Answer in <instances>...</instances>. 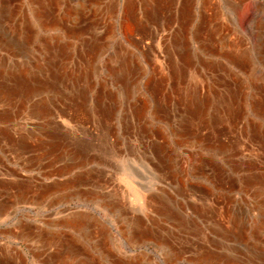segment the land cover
Instances as JSON below:
<instances>
[{"label": "rangeland", "instance_id": "374dc122", "mask_svg": "<svg viewBox=\"0 0 264 264\" xmlns=\"http://www.w3.org/2000/svg\"><path fill=\"white\" fill-rule=\"evenodd\" d=\"M128 1H0V264H55L67 245L74 256L60 264L86 255L112 264L98 248L113 264H196L184 254L170 261L159 247L167 229L191 249L204 246L201 234L182 230L176 209L167 211L168 200L185 220L198 218L211 241L218 233L207 251L230 264H264V193L244 181L264 178V0ZM127 23L136 31H124ZM182 68L186 79L175 73ZM64 72L78 83L70 95ZM198 103L207 124L187 112ZM147 190L155 210L144 207ZM109 199L119 205L113 213ZM88 218L104 223L115 245L108 240L105 250ZM127 230L137 231L138 246L121 245Z\"/></svg>", "mask_w": 264, "mask_h": 264}, {"label": "bare ground", "instance_id": "6f19581e", "mask_svg": "<svg viewBox=\"0 0 264 264\" xmlns=\"http://www.w3.org/2000/svg\"><path fill=\"white\" fill-rule=\"evenodd\" d=\"M1 1V0H0ZM44 1V0H43ZM47 1H52V0H47ZM56 1H58V0H56ZM65 1V0H64ZM128 1V0H127ZM161 1V0H160ZM164 1V0H163ZM174 1V0H173ZM54 2H55V0H54ZM66 2H67V0H66ZM66 2L64 3V5L66 4ZM129 2V1H128ZM128 2H126L127 4H128ZM182 2V1H181ZM186 2H187V0H186ZM2 3V2H1ZM0 3V4H1ZM45 3H46V1H45ZM45 3H44V5H45ZM48 3V2H47ZM57 3V2H56ZM80 3V2H79ZM133 3V2H132ZM146 3V2H145ZM189 3V2H188ZM192 3V2H191ZM191 3H189V4H191ZM49 4V3H48ZM82 4V3H81ZM142 5H144L143 3H141ZM163 4H164V2H163ZM182 4V3H181ZM189 4H187V5H189ZM2 5V4H1ZM184 5V4H183ZM186 5V6H187ZM229 5H230V3H229ZM48 5H46V7H47ZM52 6V5H51ZM50 6V7H51ZM82 6V5H81ZM137 6V5H136ZM163 6V5H162ZM170 6V5H169ZM191 6V5H190ZM232 6V5H231ZM230 6V7H231ZM54 7L56 8V5H54ZM189 7V6H188ZM48 8V7H47ZM54 8V9H55ZM58 8V7H57ZM60 8V7H59ZM67 8V7H66ZM124 8V7H123ZM132 8V7H131ZM135 8V7H134ZM133 8V9H134ZM190 8V7H189ZM6 9V8H5ZM31 9V8H30ZM45 9V8H44ZM49 9V8H48ZM78 9V8H77ZM76 9V10H77ZM136 9V8H135ZM1 10V9H0ZM79 10V9H78ZM78 10H77V12H78ZM81 10V9H80ZM79 10V11H80ZM146 10V9H145ZM233 10V9H232ZM55 12H56V9L54 10ZM125 11V10H124ZM126 11H128V10H126ZM131 12H132V9L130 10ZM142 11V10H141ZM190 11V10H189ZM188 10H187V12H189ZM41 12H43V11H41ZM49 12V11H48ZM66 12V11H65ZM135 12V11H134ZM147 12V11H146ZM186 12V11H185ZM186 12V13H187ZM50 13V12H49ZM48 13V14H49ZM126 13V12H125ZM182 13H184V12H182ZM9 14V13H8ZM11 14V13H10ZM110 14V13H109ZM126 14H129V11L126 13ZM132 14V13H131ZM2 15V14H1ZM50 15V14H49ZM53 15V14H52ZM54 15H56L55 13H54ZM78 16H79V14H77ZM133 15V14H132ZM137 15H139V14H137ZM154 15V14H153ZM187 15H188V13H187ZM40 16H42V15H40ZM128 16V15H127ZM156 16V15H155ZM183 16V15H182ZM44 17H45V15H44ZM54 17V16H53ZM52 17V18H53ZM134 17V16H133ZM138 17V16H137ZM137 17H135L136 19H137ZM190 17V16H189ZM1 18V17H0ZM51 18V17H50ZM56 18V17H55ZM126 18V17H125ZM139 19V18H138ZM148 19H150L149 17H148ZM40 20H41V18H40ZM53 20V19H52ZM135 20V19H134ZM147 20V19H146ZM92 21V20H91ZM129 21V20H128ZM148 21V20H147ZM16 22H18V21H16ZM130 22V21H129ZM137 22V21H136ZM136 22H134L133 24H136ZM141 22V21H140ZM188 22H189V19H188ZM50 23V22H49ZM55 23V22H54ZM151 23V22H150ZM45 24V23H44ZM57 24V23H56ZM125 24V23H124ZM50 25H52V23L50 24ZM61 25V24H60ZM59 25V26H60ZM139 25V24H138ZM226 25V24H225ZM58 26V25H57ZM90 26H95L94 24L93 25H90ZM90 26H88V27H90ZM123 26V25H122ZM133 26V25H132ZM131 25H128V23H127V26H123L124 27V31L125 30H127L126 32H128V31H130V33H132V31H133V29H134V26L132 27ZM188 26V25H187ZM61 27V26H60ZM137 27V26H136ZM91 28V27H90ZM90 28H88V29H90ZM142 28H143V26H142ZM228 26H227V30H228ZM17 29V28H16ZM70 29V28H69ZM92 29V28H91ZM94 30H95V28H93ZM138 29V28H137ZM218 29V28H217ZM3 30V29H2ZM79 30V29H78ZM93 30V31H94ZM135 30V29H134ZM142 30V29H141ZM186 30V29H185ZM184 30V31H185ZM220 30V29H219ZM218 30V31H219ZM230 30V29H229ZM4 31V30H3ZM136 31V30H135ZM135 31H134V33H135ZM209 31H212V30H209ZM208 31V32H209ZM232 31V30H231ZM235 31V30H234ZM5 32V31H4ZM28 32V31H27ZM68 32V31H67ZM91 32V31H90ZM89 32V33H90ZM182 32V31H181ZM70 33H71V31H70ZM79 33V32H78ZM138 33V32H137ZM109 34V33H108ZM125 34V33H124ZM234 34V33H233ZM97 35V34H96ZM126 35H129V33L128 34H126ZM131 35V34H130ZM240 35V34H239ZM106 36V35H105ZM141 36V35H140ZM186 37V36H185ZM212 38V37H211ZM17 39V38H16ZM28 39V38H27ZM93 39V38H92ZM239 39H240V37H239ZM31 40V39H30ZM44 40V39H43ZM98 40V39H97ZM222 40V39H221ZM92 41V40H91ZM93 42V41H92ZM91 42V43H92ZM95 42V41H94ZM93 42V43H94ZM210 42V41H209ZM214 42V41H213ZM45 43V42H44ZM50 44V43H49ZM141 44V43H140ZM211 44V43H210ZM239 44V43H238ZM24 45V44H23ZM27 45V44H26ZM61 45V44H60ZM88 45V44H87ZM91 45V44H90ZM189 45V44H188ZM208 45V44H207ZM214 45V44H213ZM95 46L97 47V45L95 44ZM212 46V45H211ZM216 46H217V44H216ZM241 46L242 45H240V47L238 46V48L240 49L241 48ZM46 47V46H45ZM184 47H186V46H184ZM213 47V46H212ZM237 47V46H236ZM58 49V48H57ZM234 49V48H233ZM219 50V49H218ZM246 50V49H245ZM39 51H41V50H39ZM48 51H50L51 52V50H49L48 49ZM53 51H55V49L53 50ZM57 51V50H56ZM55 51V55L54 56H58V52H56ZM225 51V50H224ZM63 52V51H62ZM188 52V51H187ZM246 52V51H245ZM44 53V52H43ZM91 53V52H90ZM94 53V52H93ZM98 53V52H97ZM97 53L95 52V54L97 55ZM52 54H54V52L52 53ZM88 55H90V54H88ZM181 55V54H180ZM189 55H191L190 53H189ZM221 55H222V53H221ZM228 55V54H227ZM223 56V55H222ZM93 58H95V56H92ZM179 57V56H178ZM188 57V56H187ZM255 57V56H254ZM262 57V56H261ZM89 58H91V57H89ZM122 58V57H121ZM184 58V57H183ZM190 58V57H189ZM243 58H244V60H243V62H239L241 65H243V66H245V67H247V72L249 73V74H251V73H253L252 71H254V68H253V64H252V60H250V56H243ZM252 58V57H251ZM258 58V57H257ZM28 59V58H27ZM46 59V58H45ZM49 60H50V58H48ZM52 59V58H51ZM54 59H56V58H54ZM187 59V58H186ZM260 59V58H259ZM263 59V58H262ZM93 60V59H92ZM192 60V59H191ZM241 60V59H240ZM94 61V60H93ZM242 61V60H241ZM261 61V60H260ZM51 62H53V61H51ZM186 62H187V60H186ZM213 62V61H212ZM49 63H50V61H49ZM49 63H47V61H46V64H44V66L46 65L47 66V68H46V72H47V70L48 69H50L49 67L51 66ZM121 63V62H120ZM182 62L180 61V64H181ZM38 64V63H37ZM88 64H89V61H88ZM189 64H190V62H189ZM188 64V65H189ZM200 64V63H199ZM217 64V63H216ZM258 64V63H257ZM36 65V64H35ZM182 65V64H181ZM187 65V66H188ZM194 65V64H193ZM255 66H256V64H255ZM180 67V66H179ZM178 67V68H179ZM186 67V66H185ZM193 67V66H192ZM213 67V66H212ZM197 68V67H196ZM185 69V68H184ZM199 69V68H198ZM197 69V70H198ZM207 69V68H206ZM205 69V70H206ZM246 69V68H245ZM51 70V69H50ZM49 70V71H50ZM175 70V69H174ZM208 70V69H207ZM72 71V70H71ZM116 71V70H115ZM111 72V71H110ZM197 72V71H196ZM219 72V71H218ZM45 73V72H44ZM70 73V72H69ZM175 73H179L180 74V76L181 77H183V78H185V76H186V74H189L190 73V70H187V69H185V70H183V68H182V71H179V72H175ZM47 74H48V72H47ZM63 74V75H62ZM61 74V77L60 78H62L61 79V81H65V80H68V82H69V84H68V89H67V91H66V93H68L69 95H70V91H69V87L72 89V86L75 88V87H78V83L76 82L75 83V81H73L74 79H72V78H74V77H72V74L71 75H67L68 73H66V72H64V73H62ZM111 74V73H110ZM113 74V73H112ZM111 74V75H112ZM117 74V73H116ZM199 75V74H198ZM197 75V76H198ZM208 75V74H207ZM49 76V75H48ZM113 76V75H112ZM117 76V75H116ZM201 76V75H200ZM57 77V76H56ZM72 77V78H71ZM180 77V78H181ZM114 78H117V77H115L114 76ZM216 78V77H215ZM120 79V78H119ZM124 79V78H123ZM186 79V78H185ZM201 79V78H200ZM25 80V79H24ZM121 80V79H120ZM125 80V79H124ZM203 80V79H202ZM237 80V79H236ZM26 81V80H25ZM187 81V80H186ZM238 81V80H237ZM23 82V81H22ZM39 82V81H38ZM66 82V81H65ZM120 82V81H119ZM127 82H129V78L127 79ZM184 82V81H183ZM40 83V82H39ZM182 83V82H181ZM230 83V82H229ZM21 84V83H20ZM28 84H30V83H28ZM80 84V83H79ZM192 84V83H191ZM195 84H196V82H195ZM204 84V83H203ZM125 85V84H124ZM199 85H201V84H199ZM223 85V84H222ZM26 86V85H25ZM30 86V85H29ZM191 86V85H190ZM19 87V86H18ZM193 87V86H192ZM21 88V87H20ZM73 88V89H74ZM84 88V87H83ZM86 88V87H85ZM88 88V87H87ZM196 88V87H195ZM201 88V87H200ZM253 88V87H252ZM126 89H128V87H125L124 86V90H126ZM240 89V88H239ZM239 89H238V91H239ZM22 90V89H21ZM31 90V89H30ZM33 90H34V88H33ZM259 90V89H258ZM23 92V91H22ZM82 92H83V90L81 91V89H80V93L79 94H82ZM193 92V94L195 93L194 92V90L193 89H191V87H188V89H187V93H188V95L187 96H189V97H191V93ZM19 93H21V92H19ZM186 93V94H187ZM206 93V92H205ZM185 94V95H186ZM196 94V93H195ZM258 94V93H257ZM200 95V94H199ZM203 95H205V94H203ZM214 95H216V93L214 94ZM197 96V95H196ZM206 96H208L207 94H206ZM199 97V96H198ZM236 97V96H235ZM218 98V97H217ZM224 98V97H223ZM254 99V98H253ZM262 105H264V92H262ZM190 100V99H189ZM205 100V99H204ZM194 101V100H193ZM205 102H206V100H205ZM207 102H208V100H207ZM204 103V102H203ZM193 104H194V102H193ZM228 104V103H227ZM241 104V103H240ZM199 105V106H198ZM207 106H208V103H207ZM226 107V106H225ZM263 107V106H262ZM191 109V110H190ZM204 105H202V104H200V103H198L197 105H189L188 106V108H187V112H189V111H192V112H190V113H193L192 115H196V116H198L199 117V121L200 122H202L203 124H205L206 122H208L207 121V119L205 120V113H204ZM256 109V108H255ZM45 110V109H44ZM176 111V110H175ZM186 111V110H185ZM206 111V110H205ZM184 112V111H183ZM186 112V113H187ZM263 112V111H262ZM262 112H260L261 114H262ZM171 113V112H170ZM169 113V114H170ZM187 114H189V113H187ZM218 114V113H217ZM230 114H232V113H230ZM134 115V114H133ZM177 116H178V114H177ZM183 116V115H182ZM140 117V116H139ZM168 117H170V116H168ZM176 117V116H175ZM174 117V118H175ZM179 117V116H178ZM180 118V117H179ZM178 118V119H179ZM215 118V117H214ZM182 119V118H181ZM186 119H188V117L186 118ZM192 118H190V119H188V121H190ZM176 120V119H175ZM180 121V120H179ZM182 121V120H181ZM181 121H180V123H181ZM183 121H185V120H183ZM193 121V120H192ZM192 121H191V123L190 122H187V123H190V124H192V125H194L193 123H192ZM199 121H198V123H199ZM224 121V120H223ZM179 123V124H180ZM197 123V122H196ZM183 124V123H182ZM207 124V123H206ZM196 125V124H195ZM255 125V124H254ZM186 126V125H185ZM204 126V125H203ZM207 126V125H206ZM256 126V125H255ZM187 127H189V126H187ZM190 127H191V125H190ZM197 127H199V126H197ZM202 127V126H201ZM197 129V128H196ZM200 132V131H199ZM200 140V139H199ZM263 140V139H262ZM258 142V141H257ZM243 145V144H242ZM254 153V152H253ZM167 157V156H166ZM166 157H164V158H166ZM171 159V158H170ZM156 160V159H155ZM167 162H170V160H169V157L167 158ZM74 165V163L71 165L72 167H74L73 166ZM167 165V164H166ZM124 168V167H123ZM160 168V167H159ZM169 168V167H168ZM156 170V169H155ZM159 171V170H158ZM163 171H164V169H163ZM162 172V171H161ZM157 173H160V172H157ZM175 174V173H174ZM253 175V174H252ZM252 175H250V176H247V180L245 179L244 181L246 182V187H247V189H248V191H250V192H252L253 194H257L258 192H262V193H264V178H262L261 180L260 179H258V177L257 178H253V176ZM256 176V175H255ZM157 177H159V176H157ZM161 177V176H160ZM161 179V178H160ZM166 179V178H165ZM164 179V180H165ZM244 187V186H243ZM135 190V189H134ZM244 190H245V188H244ZM136 191V190H135ZM247 191V190H246ZM97 193V192H96ZM139 194H140V197L142 196L143 197V203H144V207H146V208H148V210H150V209H153L154 207H153V205H154V199H153V197L154 196H152L151 197V195L149 196V191L147 190V191H145V193H142V192H139ZM94 195V194H93ZM102 196V195H101ZM204 196V195H203ZM96 197V195L94 196V198ZM91 198V197H90ZM100 198V197H99ZM110 198V197H109ZM112 198V197H111ZM255 198V197H254ZM157 199H159V198H157ZM163 199V198H162ZM93 200V199H92ZM159 201V200H158ZM142 202V201H141ZM161 202V201H160ZM162 204V203H161ZM164 204H165V208L167 209V211L169 212H175L174 210L176 209L177 210V213L179 214V215H177L178 217V219H182V221L180 222L181 223V225H182V230L184 229V230H187L188 232H196V233H198V234H201L200 235V237H201V239H200V241H201V243H202V245L204 244V246H198V245H196L193 249H191L190 248V244L188 243V242H186L185 240H183V238H182V236L181 235H179L178 234V232H174V230L173 229H170V230H166V231H164V230H159L160 231V241L156 238V240L158 241V244H159V247L160 248H163V249H165V250H167V256H168V259L170 260V261H175V260H179V258H180V256L182 255V254H184V255H190V257L193 259V261H195L196 262V264H230V262L228 261V258L227 257H223V256H220V255H217L216 253H214V252H209V251H207L206 250V244H209V243H214L216 246H217V244H218V233L216 234L215 233V238H213V240L211 241L210 239H209V237H207L208 235H206V233H205V231H204V229H202L201 231H198L199 230V228H198V230L196 229V226H198L197 225V223H198V218H189V220H185L186 218V216L187 215H189V214H183L182 213V211H181V207L180 206H177L176 205V203L174 204V202L173 201H171V203H170V200H168V201H164ZM159 205H160V203H159ZM158 205V206H159ZM105 206H106V208L109 210V212L110 213H113V212H115L116 210H118L119 209V205L114 201V200H108L107 201V203L105 204ZM164 206V205H163ZM204 206V205H203ZM202 207V206H201ZM140 209H142V206H140L139 207ZM160 209V208H159ZM202 209V208H201ZM153 210H155V208L153 209ZM211 210V209H210ZM151 211V210H150ZM161 211V210H160ZM197 211V210H196ZM204 211V210H203ZM145 212V211H144ZM186 212V211H185ZM201 212V211H200ZM188 213V212H187ZM198 213V212H197ZM204 213V212H203ZM206 213V212H205ZM208 213V212H207ZM222 213V212H221ZM122 214V213H121ZM175 214V213H174ZM147 215V214H146ZM159 215V214H158ZM164 215V214H163ZM162 215V216H163ZM203 215V214H202ZM214 215V214H213ZM204 216V215H203ZM218 216V215H217ZM174 217H176L175 215H174ZM218 217H220V216H218ZM202 216L199 218L202 222H203V224L205 225V226H213L214 225V229L213 230H215V231H220V232H222V233H225V235L227 234V232H229V230H227V226L225 227V226H222L223 224H221V223H219V222H217V221H215L216 223H213V221L212 220H209V221H207L206 220V218L204 219V217L202 218ZM214 218V217H213ZM87 219V218H86ZM220 219H221V217H220ZM219 219V220H220ZM214 220V219H213ZM217 220V219H216ZM218 220V221H219ZM212 221V222H211ZM237 221V220H236ZM80 222V221H79ZM82 222H84L83 220H82ZM87 223H89L90 225H91V227H92V229H93V231L95 232V234L97 235V237H100V239L102 240V242L104 243L103 245H104V247L109 243L108 242V240H111L110 242L112 243V245H115L114 244V239L111 237V235L110 234H108V228H107V226L104 224V223H102V222H98L97 220H95V219H92V218H88V220L86 221ZM81 223V222H80ZM125 223H127V222H125ZM209 223H211V224H209ZM68 224V223H67ZM234 224H235V222H234ZM71 225V224H70ZM79 225V224H78ZM81 225V224H80ZM82 225H83V223H82ZM84 225H86V224H84ZM180 225V226H181ZM232 225V224H231ZM176 226H178V225H176ZM79 227V226H78ZM175 227V226H174ZM89 228V227H88ZM139 229H140V227H138ZM232 228H233V226H232ZM29 229V228H28ZM133 229H135V228H133ZM138 229V230H139ZM244 229V228H243ZM136 230V229H135ZM141 230V229H140ZM139 230V231H140ZM197 230V231H196ZM232 230V229H231ZM234 230V229H233ZM29 231V230H28ZM131 230H127V231H123L122 232V235H121V239H120V243H121V245H129V246H138V242H139V240H140V238L135 234V232H137V231H135L134 232V234L133 233H131L130 232ZM142 231V230H141ZM154 232V231H153ZM146 233V232H145ZM211 233V232H210ZM26 234V233H25ZM34 234H36V233H34ZM157 235V234H156ZM40 236V235H39ZM141 236H142V234H141ZM144 236H146V234L144 235ZM156 237V236H155ZM157 237H159L158 235H157ZM217 237V238H216ZM221 238V237H220ZM51 239H52V237H51ZM55 240V238L53 239V240H50V241H54ZM41 241V240H40ZM57 241V240H56ZM199 241V242H200ZM68 242V241H67ZM101 242V241H100ZM64 244V243H63ZM200 244V243H199ZM59 245V244H58ZM220 245V244H219ZM46 246V245H45ZM68 246V248H67V250L64 252V253H62V254H57L56 253V255H55V258L57 259L54 263L55 264H60V263H62L63 261L65 262L66 260H68V259H71L73 256H74V254H72V251H71V249L69 248V245H67ZM189 246V247H188ZM101 247H103V246H101ZM95 248H97V247H95ZM109 248H107V246H106V249L105 250H108ZM140 249V248H139ZM96 251H97V254L98 255H101V256H103V258H104V260L105 261H107L108 263H115L112 259H111V255H110V253H105L104 251H101V249L100 248H98V249H96ZM11 252V251H10ZM11 254V253H10ZM9 254V255H10ZM17 254V253H16ZM81 255H83L82 253H80ZM112 254V253H111ZM224 254V253H223ZM12 255V254H11ZM79 255V254H78ZM225 255V254H224ZM6 256V255H5ZM13 256V255H12ZM12 256H9V257H12ZM41 256V255H40ZM48 256V255H47ZM49 256H50V254H49ZM150 257V256H149ZM189 257V258H190ZM50 258V257H49ZM188 258V257H187ZM186 258V259H187ZM190 258V259H191ZM226 258H227V260H226ZM7 259V258H6ZM12 260L11 261H13V259L14 258H11ZM53 259V258H52ZM150 259H151V257H150ZM189 259V260H190ZM8 260H9V258H8ZM51 260V259H50ZM54 261V260H53ZM81 261L83 262V264H97V262L95 261V259L94 260H92L91 258H90V256L89 257H87V255H86V257H83L82 259H81ZM120 261H124V260H120ZM141 261V260H140ZM139 261V262H140ZM191 261V260H190ZM1 262V261H0ZM3 262V261H2ZM152 261H146V263L147 264H152L151 263ZM246 262V261H245ZM10 263V262H9ZM13 263H15V262H13ZM138 263V262H137ZM243 263V262H242ZM22 264V263H21ZM124 264H125V261H124ZM131 264V263H130ZM140 264V263H139ZM154 264V263H153ZM155 264H159V263H155ZM231 264H237L236 262H233L232 261V263ZM245 264V263H244ZM247 264V263H246Z\"/></svg>", "mask_w": 264, "mask_h": 264}]
</instances>
